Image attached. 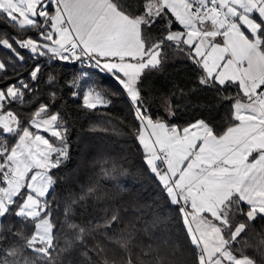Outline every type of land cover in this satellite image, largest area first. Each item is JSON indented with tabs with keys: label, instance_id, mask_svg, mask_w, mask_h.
Returning <instances> with one entry per match:
<instances>
[{
	"label": "snow or ice",
	"instance_id": "obj_1",
	"mask_svg": "<svg viewBox=\"0 0 264 264\" xmlns=\"http://www.w3.org/2000/svg\"><path fill=\"white\" fill-rule=\"evenodd\" d=\"M0 14L16 32L0 34V47L20 62L25 57L18 48L28 50L33 59L86 61L120 85L137 121L133 135L142 146L144 163L176 206L195 264H256L233 245L251 222L264 218V0H0ZM154 29L160 35H152ZM173 47L199 68L201 86L238 89L226 98L233 101L234 123L222 133L203 119L179 127L148 114L143 80L166 62ZM6 71L0 61V72ZM40 71L37 62L29 73L32 83L0 77L5 81L0 86V220L14 215L33 228L26 235L0 223V264H35L36 259L53 264V253L66 251L73 242L86 248L92 231L103 228L107 233L120 224L116 212L91 229L70 223L71 206L64 210V225L54 223L48 199L55 185L51 171L69 151L67 128L59 113L51 111L56 93L29 114L11 108L13 103L35 102L33 84ZM83 103L96 109L111 101L90 89ZM102 175L108 177L110 171L102 169ZM95 191L90 187L86 196ZM238 215L249 223L236 222ZM58 227L73 230L74 241L65 249L54 235ZM133 233L121 230L115 241L125 253L122 264H143L133 255ZM8 236L17 241L11 248L3 247ZM257 247L264 251V238L257 240ZM90 251L96 264H109L98 244ZM152 251L149 245L144 254ZM83 255L91 264L88 251ZM157 264L163 262L158 259Z\"/></svg>",
	"mask_w": 264,
	"mask_h": 264
},
{
	"label": "trees",
	"instance_id": "obj_2",
	"mask_svg": "<svg viewBox=\"0 0 264 264\" xmlns=\"http://www.w3.org/2000/svg\"><path fill=\"white\" fill-rule=\"evenodd\" d=\"M129 2L135 3L136 0ZM11 23L0 14V34L16 35ZM28 35L36 38L35 33L29 32ZM152 35L160 33L154 29ZM17 51L25 57L23 62L0 47V61L7 65V71L0 72V77L7 75L9 80L22 78L32 83L29 73L37 62L41 71L33 84L35 102L23 106L13 103L12 110L29 114L38 104L49 103L50 93L55 92L51 111L59 113L61 122L67 128L68 157L51 171L55 185L48 199L53 204L54 223L64 225V210L68 206H71L69 222L88 229L98 223L103 224L105 216L113 212L120 217V224L114 225L107 233L103 228L92 231L87 237L86 248L73 242L66 251L53 253V264H89L88 258L83 255L85 251L91 257V264H96L97 257L90 249L97 244L104 249L109 264H122L125 253L115 243L121 230H134L133 255H139L143 264H157L158 259L163 264H195V254L176 206L144 163L142 146L133 135L137 121L120 85L110 74L86 66L83 61H59L50 57L33 59L28 50L18 48ZM166 55V62L158 70L147 73L142 83L148 114L153 119H162L179 127L203 119L219 133L231 126L234 123L233 101L226 98L236 95V86H230L226 91L201 86L198 67L175 47L169 49ZM12 62L15 63V70ZM50 77L55 78L51 83ZM4 82L0 79V86ZM87 83L93 84L111 103L96 109L88 108L83 103ZM74 92L78 95L74 96ZM29 98L26 93L25 99ZM50 138L52 142L59 143L56 138ZM10 140L15 138L10 137ZM102 169H108L110 175L103 176ZM90 187L96 191L94 195L86 196ZM81 196H85L83 201ZM74 200L75 204L72 203ZM242 207L247 211L246 206ZM235 221L249 223L241 215ZM0 223L5 228L11 225L14 230L23 229L26 235L33 231L29 222L14 215L7 216ZM54 235L60 249H65L68 242L74 241L73 230L66 227L62 230L58 227ZM260 238H264V218L258 217L250 223L247 233L238 238L239 243L233 248L254 259L256 264H264V251L257 247ZM245 242L247 247L243 246ZM16 243L12 236H8L3 247L11 248ZM149 245L155 251L145 255ZM27 254L30 257L34 255L31 252ZM35 264H41V261L36 259Z\"/></svg>",
	"mask_w": 264,
	"mask_h": 264
},
{
	"label": "crops",
	"instance_id": "obj_3",
	"mask_svg": "<svg viewBox=\"0 0 264 264\" xmlns=\"http://www.w3.org/2000/svg\"><path fill=\"white\" fill-rule=\"evenodd\" d=\"M153 120H161V121H164V122H166L167 124H169V125H176V124H170V123H168L167 121H165V120H162V119H153ZM200 120V119H199ZM195 122V121H194ZM194 122H192V123H194ZM177 126V125H176ZM41 134L42 135H45L46 137H48L49 139H50V141H51V136H50V134L49 133H46V132H41ZM52 142V141H51ZM55 144H57V145H59V143L56 141L55 142ZM1 221V220H0Z\"/></svg>",
	"mask_w": 264,
	"mask_h": 264
},
{
	"label": "rangeland",
	"instance_id": "obj_4",
	"mask_svg": "<svg viewBox=\"0 0 264 264\" xmlns=\"http://www.w3.org/2000/svg\"><path fill=\"white\" fill-rule=\"evenodd\" d=\"M85 92H84V95L91 89V90H95V91H99L93 84H89V83H87L86 85H85ZM101 92V91H100ZM83 95V96H84Z\"/></svg>",
	"mask_w": 264,
	"mask_h": 264
},
{
	"label": "built area",
	"instance_id": "obj_5",
	"mask_svg": "<svg viewBox=\"0 0 264 264\" xmlns=\"http://www.w3.org/2000/svg\"><path fill=\"white\" fill-rule=\"evenodd\" d=\"M83 64L86 65V66L95 67L94 65H92V64H90V63H88L86 61H83Z\"/></svg>",
	"mask_w": 264,
	"mask_h": 264
}]
</instances>
